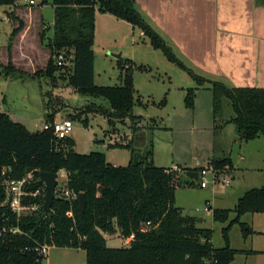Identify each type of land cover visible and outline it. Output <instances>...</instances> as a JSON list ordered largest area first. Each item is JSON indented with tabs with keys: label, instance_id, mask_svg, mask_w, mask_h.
I'll return each instance as SVG.
<instances>
[{
	"label": "rangeland",
	"instance_id": "374dc122",
	"mask_svg": "<svg viewBox=\"0 0 264 264\" xmlns=\"http://www.w3.org/2000/svg\"><path fill=\"white\" fill-rule=\"evenodd\" d=\"M18 8H21V15L26 17L22 20L20 30L27 24L21 35L20 30L12 33L19 24L14 18L17 17V5H0V112H5L12 120L25 124L30 131L42 127L45 109L52 112L47 115L59 112L60 118L64 114V117L72 119L73 122L71 135L77 141L74 150L78 153L101 151L110 163L125 165L132 156L136 159L145 151L151 150L148 160L154 165L179 166L180 171L175 175V205L181 208L182 214L195 216L197 220L203 217L204 221L197 222V225L211 229L210 241L214 247L224 246L222 228L228 224L234 213H230L226 222H216L202 209L206 200L210 201V210L233 208L241 192L264 184V171L239 170L235 172V178L231 179L229 185L209 183L206 188H201L194 178L186 175L185 168L192 167L197 171L208 164L207 154L211 158L231 156L236 160L242 152L237 145H251L264 152L263 136L254 140H242L233 123L223 124L222 120L214 121L212 116L211 82L218 80L231 85L229 87H239L233 86L231 80L222 77L229 73L228 51L218 60L221 55L212 53L211 46L216 43L231 48L233 52L237 51L240 31L251 30L250 20L242 16L240 8L228 5L227 1L221 3L218 8L221 14L216 15L218 22L215 27L218 28H213L212 23V26L205 23L203 52L196 53V49L184 47V43L189 41L188 37L179 39V36L176 38L166 34L159 28L160 15L150 9L142 10L136 4L145 21L163 37L176 57L193 73L205 79L201 85H197L188 72L169 61L160 49L153 48L148 36L139 27L109 13L96 12L95 39L92 46L93 81L97 85H120L123 72L119 64L124 69L130 67L134 97L139 98L142 105L133 107L132 117L113 119V124H109L107 117L97 114L98 110L92 107V112L88 114V127L73 117L92 103L108 107V102L101 97L80 94L69 84L71 51L63 49L67 60L51 76L45 74L49 58L54 62L55 55L49 47L53 26L51 0H35L34 4L23 1ZM117 53L121 55L120 58L114 57L113 54ZM17 57L19 61L28 62L29 66L17 68ZM186 88L195 90L194 110L185 107ZM162 99L164 104H160ZM136 113L142 114V118L135 115ZM223 115L225 119L233 115L227 99L223 102ZM116 122L120 125L117 124L118 139L114 143L119 145L130 142L133 149H107L110 138L105 132H112ZM121 122L124 123L123 126ZM193 157L195 159L191 161L190 158ZM230 169L231 165L218 171L229 175ZM61 180L59 178V187L55 188L57 194L62 187ZM196 207L202 210L196 211ZM240 221L245 225L233 223L228 229L229 246L238 250L261 252L237 253L231 264H264V214L246 212L240 217ZM106 235L107 246L125 245L118 232ZM43 263L86 264V253L81 248L53 245L50 246Z\"/></svg>",
	"mask_w": 264,
	"mask_h": 264
},
{
	"label": "trees",
	"instance_id": "16d2710c",
	"mask_svg": "<svg viewBox=\"0 0 264 264\" xmlns=\"http://www.w3.org/2000/svg\"><path fill=\"white\" fill-rule=\"evenodd\" d=\"M17 1L0 0V5H15ZM51 4L53 26L49 47L55 54L63 49L71 51L69 84L80 94L101 97L108 102V107L92 103L79 110L75 117L95 108L111 124L113 119L132 117L137 102L130 67L124 69L119 64L123 72L120 85H97L93 81L96 11L139 27L153 48L160 49L169 61L188 72L197 85L204 82L145 21L135 0H51ZM14 18L19 24L12 33L22 26V20ZM57 67L60 66L50 57L45 74L51 76ZM211 92L214 121L233 123L239 138L245 141L264 137V88L229 87L214 80ZM194 96V88L185 89L186 108H193ZM225 99L233 111L227 119L223 115ZM51 121L53 114L46 116V122ZM73 145L70 136L56 139L49 129L29 131L7 113L0 112V198L4 197L1 172L4 167L9 168L7 174L12 178H21L32 171L33 182L28 189L42 185L40 171L56 172L63 168L69 172L67 188L77 194L76 199L69 201L55 193L48 213L41 210L18 220L6 207L0 208V227L14 225L23 231L0 236V264H34L35 242L81 248L86 253V264H230L237 253L256 252L230 247L228 229L233 223L244 226L240 217L246 212L264 214V184L244 191L233 208L212 209V219L216 222H226L230 213H234L222 228L225 245L216 248L210 241L211 229L199 227L195 216L182 214L181 208L175 205L176 172L148 160L151 150L136 159L132 156L126 165L115 166L106 160L103 152L78 153ZM119 145L131 148L130 142ZM209 163L217 170L231 165L229 157L211 158ZM80 192L85 194L82 215L78 211ZM41 201L44 202V197ZM68 210L72 211L73 218L66 215ZM115 228L121 236L133 233L134 238L123 247L107 246L103 232L113 234Z\"/></svg>",
	"mask_w": 264,
	"mask_h": 264
},
{
	"label": "crops",
	"instance_id": "0c3cea01",
	"mask_svg": "<svg viewBox=\"0 0 264 264\" xmlns=\"http://www.w3.org/2000/svg\"><path fill=\"white\" fill-rule=\"evenodd\" d=\"M135 1H136V4L140 7V9L142 10L150 9L151 11H155L156 13L160 15L161 18L159 22V25H160L159 28H161L166 34L168 33L170 35H173L176 38L179 36L178 37L179 39L188 37L189 41L184 43V47L186 49L189 48L190 50H192V48L196 49V53L203 52L205 23H208V26L211 25L212 23L213 28L217 25L216 22H218L217 21L218 18L216 17V15L217 13L221 14V10L218 9L219 6H221V3L223 1H227L228 5H231L233 7L238 6L240 8V13L242 14V16L250 20L251 30L249 29V30H245L242 32L240 31L239 33L240 37L238 38L239 46H238L237 51L233 52L231 51V48L223 47L222 45H219L216 43L211 46V51L214 54L218 53L221 55L218 58V60H220L221 57H223V55L227 54L226 51H228L227 57L229 60V68L227 69L229 70V73L227 75H222V77H225L228 80H231L230 83L233 86H249V87L264 88V0H135ZM20 4H22V2L16 3L17 17L20 18L21 20H25L26 17L24 18L20 13L21 8H18ZM154 7H156V9L153 10ZM96 12H99V11H96ZM94 21H95V17H94ZM26 27H27V24H25L23 28L20 30L19 32L20 35L24 33ZM216 28L218 27H215V29ZM175 32H178L179 34H176ZM223 32L224 31H222V33ZM94 39H95V24H94ZM93 45H94V40H93ZM24 65L29 66L28 62H26L25 60L19 61L17 57V68H21ZM222 83H224L227 86H231L229 84H226L225 82H222ZM133 88H134V84H133ZM135 100H137L135 105L137 104L142 105V102L139 98H135ZM164 102H165L164 99H162L160 104H164ZM195 108H196V104L194 100V106L192 109L194 110ZM44 113H45L44 115V122H45L46 121L45 118L47 114L52 113V112L45 109ZM90 113L91 112H88L86 114L81 115L80 117L74 116L73 119L76 118V119L81 120L82 124L85 127H88V124H89L88 114ZM132 113L134 114L133 109H132ZM58 115H59V112L53 114V120L65 118L64 114L61 115L60 118ZM135 115H138L141 118L143 116L142 114H137V113ZM83 119H84V122H83ZM121 123H122L121 125L123 126V124L124 123L126 124L127 122L124 121V123L123 122ZM117 124H119V122L114 123L112 132H107V130L105 132L106 135H108V137L110 138L108 145H106L107 149H115V148L124 147V146L117 145L114 143L115 140L118 139L117 138L118 134L116 132L118 131L119 129L118 126L120 124L118 126ZM70 137L74 140V145H73V150H74V147L77 141L72 135H70ZM237 146L239 147V149H242V152L239 154L236 160H233V158L229 156L230 161H231V169L229 173L230 179H234L235 172H238L239 170H242V172H249L251 170L264 171V152H261L259 149L253 148V146L251 145H237ZM125 148H128V147H125ZM194 159L195 157H193V159L190 158L191 161ZM210 159H211L210 154H207L206 163L209 164ZM111 164L118 166L116 163H113V162H111ZM171 165L174 166L175 164H171ZM170 168H173V167H170ZM177 168L178 169L175 170V172L178 173L180 171V167L177 166ZM185 169L187 171L188 170L196 171L192 167H186ZM243 192H241L237 196V198ZM206 201L209 202V207H211L210 201L208 199ZM207 214L209 217L212 218V210L209 209L207 211ZM199 219H201V221H199ZM199 219L197 222L204 221L203 217H199ZM115 230H116L115 232L119 233L118 228H115ZM106 234H107L106 232H103L105 239L107 238ZM121 237L122 239H124V243H125V237L123 236ZM254 251H256L254 253L261 252L259 250H254Z\"/></svg>",
	"mask_w": 264,
	"mask_h": 264
},
{
	"label": "built area",
	"instance_id": "2783aa9c",
	"mask_svg": "<svg viewBox=\"0 0 264 264\" xmlns=\"http://www.w3.org/2000/svg\"><path fill=\"white\" fill-rule=\"evenodd\" d=\"M26 2L28 4H34L35 0H18L17 3ZM142 34V32H141ZM67 60L66 54L64 51H59L54 55V63L56 65H63ZM41 129H49L52 131L56 139H63L69 137L73 130V122L69 118H61L58 120H53L51 122H44ZM174 171L177 170V166L172 168ZM9 168L4 167L2 169V174L4 175L2 184L4 187V197L0 198V208L6 207L18 220L20 217L27 215H33L43 211V203L41 199L44 197L45 200V189L44 184L37 186L34 189H28L29 185L33 182V172L30 171L21 178H12L7 174ZM56 177V187H59V178L62 179V183L58 195L62 198L72 201L77 198V194L73 191H70L67 186V180L69 177V172L63 168L55 172ZM198 177L196 183L201 188H206L209 183L218 184V185H229L231 179L228 174L220 172L215 169L211 164H206L197 170ZM207 175L210 177L208 178ZM39 176V175H38ZM55 191V190H54ZM204 211L210 209L209 202L206 201ZM201 208L196 207V211L202 210ZM68 217L73 218V213L71 210L66 212ZM10 234H22L23 231L14 225H3L0 227V236L3 233ZM82 238V237H81ZM80 238V239H81ZM134 238L133 233L125 237V245H128L130 241ZM48 243H38L35 242L33 250L36 252V259L34 264H44L43 260L47 257L48 250L50 248Z\"/></svg>",
	"mask_w": 264,
	"mask_h": 264
},
{
	"label": "water",
	"instance_id": "95a60500",
	"mask_svg": "<svg viewBox=\"0 0 264 264\" xmlns=\"http://www.w3.org/2000/svg\"><path fill=\"white\" fill-rule=\"evenodd\" d=\"M114 57L120 58V54H113ZM40 181L44 184L45 189V200L43 203V211L45 213H48L51 209L52 201L55 197V185H56V177L57 174L55 172H49V171H40L38 173ZM186 175L189 177L194 178L197 180L198 173L197 171L188 170L186 171ZM85 207V194L83 192H80L78 195V211L79 214L82 215ZM201 221V219H199Z\"/></svg>",
	"mask_w": 264,
	"mask_h": 264
}]
</instances>
